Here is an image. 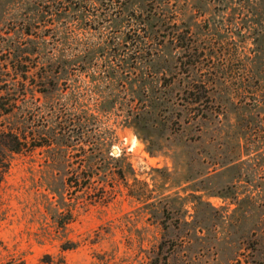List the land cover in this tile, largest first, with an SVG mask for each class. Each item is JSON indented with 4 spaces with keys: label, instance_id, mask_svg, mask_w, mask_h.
I'll list each match as a JSON object with an SVG mask.
<instances>
[{
    "label": "rangeland",
    "instance_id": "obj_1",
    "mask_svg": "<svg viewBox=\"0 0 264 264\" xmlns=\"http://www.w3.org/2000/svg\"><path fill=\"white\" fill-rule=\"evenodd\" d=\"M37 3L0 0V96L22 145L0 186V264H264V0H128L151 18L150 63L109 84L96 56L53 91L39 67L135 28L47 16L34 46ZM132 78L160 89L137 125Z\"/></svg>",
    "mask_w": 264,
    "mask_h": 264
},
{
    "label": "trees",
    "instance_id": "obj_2",
    "mask_svg": "<svg viewBox=\"0 0 264 264\" xmlns=\"http://www.w3.org/2000/svg\"><path fill=\"white\" fill-rule=\"evenodd\" d=\"M127 5L128 0H38L36 7L33 9L36 17L34 16L35 18L31 20L29 25L26 24V31L24 33L31 38L34 46H36V44L43 45L46 43L44 38H35L30 35V32L31 30H35V26L42 27V21L44 22V19H46L47 16L50 17V19H53L54 24L52 27H56L58 23L66 28V26L70 25L68 22L70 15H74L73 18L76 19L74 22L79 26L88 13L93 14L98 11L102 23L98 24L93 22L90 25V28H95L94 31L98 30V25L106 24V26H109L106 27L107 30L114 31L118 34L120 31L116 30V27L119 26L120 22L124 23V27L135 28V30H132V36H125V38L121 40L123 46L116 44V39H110L105 41L103 44L104 46L102 47L95 48L89 46L87 51H76L72 56L68 55V58H66L65 61L55 59V61L52 60L54 63H51V65L39 67L38 71L40 73L44 72L42 77H40L43 80H48V76L50 74L52 75L50 78V80L52 79L51 83L50 81L47 83L49 91H53L54 89V79L60 77V75H65V77L68 78L70 75L81 73L83 72L84 64L91 68L93 66L92 62L96 56H106L103 66L106 71L103 72V79L107 81L110 80L111 83L109 84L120 82L119 79L123 68L135 72L137 67L143 69L150 63L149 59H151L155 53H153L152 49L149 47L150 43H146V40H144L146 38L144 37L150 36L147 21L151 18L149 15L144 16V12L142 11H137L136 14L133 10H125ZM92 16L96 17V14H93ZM105 16L107 20L104 19ZM93 24L98 25L95 26ZM79 27H82V25ZM85 27H89V25H85ZM138 32H141L144 36H137L136 34ZM126 45L127 47H124ZM105 47H108L109 49ZM105 49H108L107 54H103V52L106 51ZM125 50L127 51L125 54L127 59L123 60L122 58ZM21 54H23V52ZM20 57L21 55L19 58ZM116 58L119 59L118 63H116ZM58 64H61L64 68L61 67L58 73H56L57 69L54 72L52 70L50 71L49 68L56 65L58 66ZM112 64H115L116 66L113 67ZM126 83L129 87V94L132 99L131 104L134 105L130 115L131 124L137 125L140 121H143V116L147 113L146 111H149V109L154 110L158 104H160L159 97L155 96L160 92L159 85L155 79L136 80L132 78ZM166 86L167 85H165V87ZM48 88L46 87L44 89L47 91ZM3 90L6 91L4 95L0 96V123H4V126L0 130V186L8 172L10 156L17 154L22 147L18 139L19 135L16 127L17 121L15 120L16 116L13 111L15 105L13 99L14 95L8 93L11 91H7V87H4ZM52 196L56 198V205L62 203L60 196L56 194H52ZM62 226L63 225H61V228ZM61 248L63 251L68 250L67 247ZM39 264L64 263L61 260L55 263L51 257L46 256Z\"/></svg>",
    "mask_w": 264,
    "mask_h": 264
}]
</instances>
